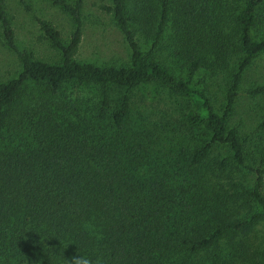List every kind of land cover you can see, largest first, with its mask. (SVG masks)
<instances>
[{"label": "trees", "instance_id": "obj_1", "mask_svg": "<svg viewBox=\"0 0 264 264\" xmlns=\"http://www.w3.org/2000/svg\"><path fill=\"white\" fill-rule=\"evenodd\" d=\"M50 2L70 20L67 41L48 21L34 20L59 52L58 62L33 58L15 45L0 0V37L20 65L15 76L0 81V264H66L77 254L101 264H264L247 260L243 247L241 257L231 245L264 219V153L256 166H247L238 131L227 124L242 73L264 51V36L253 34L264 0H109L99 8L110 15L129 52L127 64L119 66L74 59L82 35L81 0ZM173 14L183 76L154 55ZM227 61L232 65L223 71V102L216 112L196 73L220 71ZM26 81L47 90L23 103ZM66 82L98 93L56 97ZM144 84L182 101L180 125L202 131L207 141L176 157H154L166 138L156 130L163 126L161 117L148 114L153 130L124 126L128 91ZM108 86L124 89L116 103ZM247 92L264 94V84ZM213 145L228 150L219 168L230 158L254 172L252 188L215 187L202 162ZM238 198V204L251 200L259 210L249 203L246 212L236 213ZM224 237L231 246L226 253L220 247Z\"/></svg>", "mask_w": 264, "mask_h": 264}, {"label": "rangeland", "instance_id": "obj_2", "mask_svg": "<svg viewBox=\"0 0 264 264\" xmlns=\"http://www.w3.org/2000/svg\"><path fill=\"white\" fill-rule=\"evenodd\" d=\"M67 1L72 2L73 0ZM2 2L13 31L15 45L20 49L30 51L33 58L58 62L59 52L50 46L34 17L48 21L58 30L61 41L65 43L71 30L68 16L58 7L53 6L50 0H2ZM108 3L109 0H81L82 35L78 48L73 54L74 59L115 66L127 64L129 52L125 41L112 22L110 15L99 8L101 4ZM175 19L173 14L154 55L173 73L183 76L185 61L183 56L177 53L176 36L179 31L176 29V23L172 22ZM253 34L256 38L264 36L263 13H260V21L258 20L254 26ZM140 44L142 47H147L149 42L143 41ZM227 62L226 66L221 65L220 71L222 72L201 68L196 73L197 76L203 77L205 89L212 99V105L216 112L220 111V104L223 102L225 79L223 71L226 74L232 65L229 61ZM19 70L20 65L15 53L3 44L0 37V81L15 76ZM257 84H264V51L259 53L242 73L233 108L227 121L229 126H234L238 131L243 144L245 163L249 167L256 166L259 155L264 153V128L260 126L264 119V94L250 95L247 92V89ZM46 90L44 86L26 81L22 86L19 98H23V103H27L28 96H37ZM107 90L109 99L115 103L124 92L123 88L116 86H108ZM94 93H98L96 87L66 82L59 87L55 96L66 100L72 99L74 96H92ZM128 95L130 108L124 123L126 128L141 127L145 131L153 130L155 128L150 124L148 114L154 113L161 117L163 126L156 130H164L166 134L163 136L166 138L160 141L159 152L154 157L161 160L176 157L182 151L207 141L208 135L202 131L187 130L180 125L184 103L176 102L166 90L159 86L144 84L130 89ZM161 124L159 125L161 126ZM224 156H228L227 148L224 145H213L202 161L206 167V174L212 175L215 187L220 183L224 185L227 192H234L239 186L247 189L252 188L255 182L254 172L236 167L230 158L224 167L219 168L218 160ZM261 192L264 195V179ZM235 201L237 205H240L239 208L236 206L238 208L235 209L236 213L238 211L246 212L249 209V203L254 210H259L251 200H247V204L243 205L238 204L243 201L241 198ZM231 245L238 248L243 247L247 260L264 259V219L258 220L246 233L237 234ZM220 247L223 248L222 253H226L231 247L227 245L226 237L222 239ZM242 251L240 248L238 249L241 257H243Z\"/></svg>", "mask_w": 264, "mask_h": 264}, {"label": "clouds", "instance_id": "obj_3", "mask_svg": "<svg viewBox=\"0 0 264 264\" xmlns=\"http://www.w3.org/2000/svg\"><path fill=\"white\" fill-rule=\"evenodd\" d=\"M66 264H101L99 258L93 261L90 257L77 254L71 258L70 261H66Z\"/></svg>", "mask_w": 264, "mask_h": 264}]
</instances>
